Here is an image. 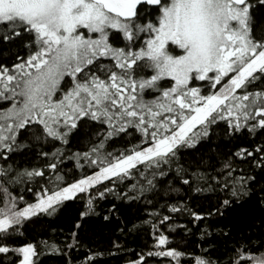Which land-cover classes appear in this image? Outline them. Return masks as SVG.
Returning a JSON list of instances; mask_svg holds the SVG:
<instances>
[{
  "label": "snow or ice",
  "instance_id": "snow-or-ice-1",
  "mask_svg": "<svg viewBox=\"0 0 264 264\" xmlns=\"http://www.w3.org/2000/svg\"><path fill=\"white\" fill-rule=\"evenodd\" d=\"M245 132L255 146L211 147ZM136 133L139 145L108 151ZM77 140L85 150L73 151ZM66 160L85 173L66 181ZM182 191L164 205L169 214H151L170 231L172 213L204 221L227 220L250 203L259 211L243 217L251 235L220 229L235 241L226 260L206 249L194 264H264V0H0V241L84 201L70 242L4 243L0 254H16L19 264L66 256L108 196L153 204ZM194 194L215 195L214 211H195L187 202ZM155 239V250L132 264H181L185 253L168 247L167 235ZM93 260L86 254L85 264Z\"/></svg>",
  "mask_w": 264,
  "mask_h": 264
},
{
  "label": "trees",
  "instance_id": "trees-1",
  "mask_svg": "<svg viewBox=\"0 0 264 264\" xmlns=\"http://www.w3.org/2000/svg\"><path fill=\"white\" fill-rule=\"evenodd\" d=\"M15 51V49H14ZM4 62L10 63L9 57L3 58ZM107 62V61H105ZM223 125V122H221ZM139 134L136 133L130 137L117 140L111 143L108 151L119 153L123 152L126 148L131 149L140 144L138 138ZM256 139L249 136L246 132L238 135L235 139L224 137L223 139L216 140L211 147L215 144H220V148L224 152L230 150L234 151L239 147H253L255 146ZM87 147L86 141L79 140L73 142V151L85 150ZM207 151V146L204 149ZM191 159V157H188ZM27 162H32L28 160ZM64 178L66 181H72L79 178L85 173V169L75 167V161H65L61 165ZM87 174H91V169H86ZM111 183V182H105ZM124 188L123 185L117 189L120 191ZM126 190V189H125ZM38 191V189H37ZM180 193H173L170 200L167 198H156L153 204H146L144 199L136 201L121 200L114 196H108L106 200L100 202L96 211L99 215H94L89 218V222L84 225L80 230H76L80 239V244L77 249H73L66 256H61L56 253H46L38 258V264H66V261L71 257V264H85V256H94L92 264H132L137 261L140 256L144 255L149 250H155L156 239L160 233L169 237L170 248L183 251L185 256L181 260L184 264L185 260H192L199 255H204L205 250L211 253L213 259L221 258L227 259L224 255L232 245L233 240H226L220 234V229L228 224V228L232 229L236 238H242L245 234L251 235L247 231V226L243 222V217L246 215H258L259 211L254 203L238 207L235 212L229 214L228 219H217L216 217H207L204 221H193L192 217L187 213H172V220L167 222L175 228L170 231L164 225H160L158 220L154 218L152 213L160 212L161 216L169 214L164 205L166 203H176L179 196L184 195ZM208 195L210 198H205ZM194 194L193 199L188 200V204L197 212L207 214L209 211H214L213 205L216 203V196L212 194ZM25 199L34 202L32 193H27ZM84 201L67 202L66 206L55 216L46 217L41 216L34 218L33 222L26 223L21 229L23 235H15L7 241H0V244L6 243L10 247H19L27 242H38L40 240H48L50 243L55 242L63 245L69 241V233L72 225L75 222L77 209L82 208ZM115 205L117 211L110 214L109 220H104V215H109L108 210ZM2 207V204H0ZM191 221V222H190ZM256 224H259L257 219ZM153 223L157 225L156 230H153ZM181 226H186L181 227ZM191 229V231H187ZM205 230L212 235H205ZM228 229H225L227 231ZM212 240L214 243L210 247L206 241ZM148 264H168L170 258L164 257H146ZM13 260L19 264L16 254L9 253L7 255L0 254V264H11ZM176 263L175 261H172Z\"/></svg>",
  "mask_w": 264,
  "mask_h": 264
},
{
  "label": "rangeland",
  "instance_id": "rangeland-1",
  "mask_svg": "<svg viewBox=\"0 0 264 264\" xmlns=\"http://www.w3.org/2000/svg\"><path fill=\"white\" fill-rule=\"evenodd\" d=\"M197 83H200V82H197ZM220 86L218 85L217 88H219ZM168 259V258H167ZM168 264H176V263H173L172 261H170V263Z\"/></svg>",
  "mask_w": 264,
  "mask_h": 264
}]
</instances>
